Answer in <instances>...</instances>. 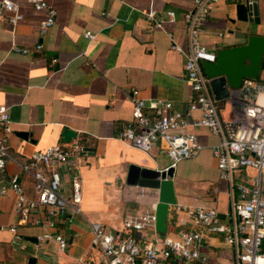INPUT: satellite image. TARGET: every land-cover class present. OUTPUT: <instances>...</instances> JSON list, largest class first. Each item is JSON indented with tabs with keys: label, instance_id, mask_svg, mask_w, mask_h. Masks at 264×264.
<instances>
[{
	"label": "crops",
	"instance_id": "obj_1",
	"mask_svg": "<svg viewBox=\"0 0 264 264\" xmlns=\"http://www.w3.org/2000/svg\"><path fill=\"white\" fill-rule=\"evenodd\" d=\"M11 1L17 4L22 19L11 25L8 13H0V105L7 109L10 130L5 133L0 126V137L6 138L12 159L5 163L3 179L17 174L24 195L33 197L32 180L20 172V163L59 143L76 142L91 150L74 159L82 212L72 215L71 223L66 221L69 213L64 210L50 218L52 226L42 225L49 216L41 208V225H16L15 233L10 232L8 227L16 223L14 196L8 192L0 198V264H80L79 258L86 261L94 257L92 223L114 231L125 216L152 203L156 214L159 189L127 183L130 166L171 167V176L166 178L171 181L173 203L166 205L164 219L155 222L158 233L188 228L186 210L196 206L214 208L223 220L233 193L227 180L219 178L211 155V147L219 141L217 135L203 126L187 127L202 148L173 165L156 146L146 154L115 137L120 127L132 120L130 89H137L148 115L160 101L186 110L191 91L183 68L188 36L182 14L192 7V0H46L56 14L42 36L37 25L44 12L34 10L28 0ZM256 3L259 21L245 23L247 32L243 35L228 22L235 3L218 0L202 23L201 42L214 52L243 43L248 34L264 36V0ZM145 12L153 14L158 27L146 19ZM84 31L92 38H85ZM37 43L41 48L27 54L11 49L13 45L33 48ZM255 80L264 83V54ZM206 88L218 115L230 118L233 90L222 77L207 79ZM189 116L197 118L199 112L193 110ZM63 128L74 132L68 142L62 140ZM60 173L59 191L69 196L68 175ZM256 176L253 168L242 167L233 170L230 179L245 183ZM259 179L264 198V169ZM179 219L184 223L179 224ZM43 231L61 234L68 245L62 251L51 240L37 246L35 236ZM201 234L200 251L207 255L204 264L233 263L232 248L219 234L205 229ZM141 235L149 236L150 231Z\"/></svg>",
	"mask_w": 264,
	"mask_h": 264
},
{
	"label": "built area",
	"instance_id": "obj_2",
	"mask_svg": "<svg viewBox=\"0 0 264 264\" xmlns=\"http://www.w3.org/2000/svg\"><path fill=\"white\" fill-rule=\"evenodd\" d=\"M32 8L44 12V18L37 25V33L42 36L55 20L56 11L46 0H28ZM250 6L257 0H231ZM218 0H192V7L182 14V21L188 36V50L183 53V68L186 83L191 91L186 110L173 108L170 101H160L153 106L151 114H146L144 100L137 89H130L128 97L131 103V122L120 127L116 138L123 144L146 154L156 146L170 159V165L194 156L201 148L193 132L187 127H205L219 137L217 144L211 147L218 176L226 179L231 195L229 211L221 220L217 211L208 206H196L187 209L189 227L171 233H158L155 229V203L139 213L125 216L119 229L106 230L98 223L90 225V246L94 251L93 259L80 264H186L192 261L204 264L207 255L200 251L202 243L201 229L212 231L221 236L224 243L233 251L232 264H264V198L260 189L259 174L264 169V83L244 78L240 86L233 90V114L228 119L218 115L214 102L207 93V78L203 75L200 61L212 59V52L200 40L203 33L202 23ZM0 13H8L11 25L22 19L16 3L0 0ZM145 17L158 27V20L152 13ZM83 36L91 39L92 34L84 31ZM171 47L176 48L174 44ZM39 43L33 48L13 45L16 53L27 54L38 51ZM263 97V98H260ZM197 110L199 116L190 118V112ZM7 109L0 105V126L5 133L10 130ZM82 146L76 142L51 145L32 154L20 163L22 174L32 180L33 197H26L17 174L3 179L5 163L12 160L7 151L6 138L0 137V198L8 192L14 196L13 210L16 223L8 230L15 233L16 225H41L38 215L41 208L49 216L42 225L52 226L50 219L57 213L67 210L66 221L71 223L72 215L81 214L80 178L74 171V159L78 157ZM251 167L257 176L245 183H232L230 174L235 169ZM165 170V169H164ZM68 175L70 195L59 191L61 173ZM178 210V207H176ZM179 224L184 221L179 219ZM149 230V236H142ZM54 242L56 249L62 251L68 245L59 233L43 231L35 236L37 246L45 241ZM95 261V262H94Z\"/></svg>",
	"mask_w": 264,
	"mask_h": 264
},
{
	"label": "water",
	"instance_id": "obj_3",
	"mask_svg": "<svg viewBox=\"0 0 264 264\" xmlns=\"http://www.w3.org/2000/svg\"><path fill=\"white\" fill-rule=\"evenodd\" d=\"M258 9L257 3L250 6L236 3L233 6L228 22L233 26V30L239 34H246L245 23L257 24ZM264 54V36L248 34L243 43L238 45L216 49L212 52V59L200 61L203 75L207 79L222 77L225 85L231 89H237L242 79H256L259 66ZM19 136L25 137V132H18ZM62 140L68 142L74 137V132L67 128L61 131ZM88 147H82L80 155L88 154ZM171 176V167L165 170L150 168H139L130 166L127 173L126 182L141 186L158 188L160 199L156 210V222L164 219L166 205L173 203L171 193V181L166 177ZM164 211V212H163Z\"/></svg>",
	"mask_w": 264,
	"mask_h": 264
},
{
	"label": "rangeland",
	"instance_id": "obj_4",
	"mask_svg": "<svg viewBox=\"0 0 264 264\" xmlns=\"http://www.w3.org/2000/svg\"><path fill=\"white\" fill-rule=\"evenodd\" d=\"M169 264H178L177 262H171V263H169Z\"/></svg>",
	"mask_w": 264,
	"mask_h": 264
}]
</instances>
